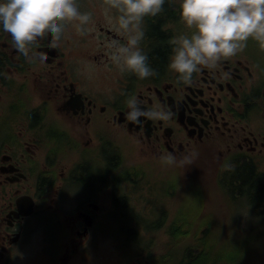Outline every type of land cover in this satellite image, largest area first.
Here are the masks:
<instances>
[{
    "label": "flooded vegetation",
    "instance_id": "1",
    "mask_svg": "<svg viewBox=\"0 0 264 264\" xmlns=\"http://www.w3.org/2000/svg\"><path fill=\"white\" fill-rule=\"evenodd\" d=\"M77 3L92 21L83 33L66 26L55 48L47 38L37 41L43 66L18 60L0 30V264H33L35 234L41 264H80L98 240L115 239L107 232L112 223L139 236L174 231V190L146 183L148 168L174 171L160 159L168 153L194 151L192 164L217 163L231 207L241 203L264 218V186L255 193L235 177L248 168L249 178L264 181V53L248 41L215 69L194 73L191 84L178 83L167 67L171 38L191 29L180 19V0H165L162 12L142 24L140 47L157 74L140 79L111 60L110 42L126 35L116 31L108 0ZM102 15L109 23L97 20ZM159 50L166 53L160 62ZM133 94L143 106H163L170 118L129 121ZM145 208L157 211L156 221L146 220ZM132 264L152 260L140 253Z\"/></svg>",
    "mask_w": 264,
    "mask_h": 264
},
{
    "label": "clouds",
    "instance_id": "2",
    "mask_svg": "<svg viewBox=\"0 0 264 264\" xmlns=\"http://www.w3.org/2000/svg\"><path fill=\"white\" fill-rule=\"evenodd\" d=\"M164 4L165 0H108V7L115 9L111 18L116 31L126 35L125 41L110 42L111 60L122 72L140 79L157 74L140 44L145 37L142 24L160 14ZM179 8L181 21L191 32L171 38L167 67L178 83L191 84L194 73L205 67L215 69L222 60L241 52L250 39L264 49V0H180ZM92 19L93 14L81 11L77 0H0V30L14 42L16 58L29 67L46 63L37 41L47 38L46 46L55 48L66 25L76 22L83 33ZM143 103L135 94L127 98L129 121L170 118L163 106ZM196 155L193 151L178 158L168 153L160 159L168 165H191Z\"/></svg>",
    "mask_w": 264,
    "mask_h": 264
},
{
    "label": "rangeland",
    "instance_id": "3",
    "mask_svg": "<svg viewBox=\"0 0 264 264\" xmlns=\"http://www.w3.org/2000/svg\"><path fill=\"white\" fill-rule=\"evenodd\" d=\"M97 20L109 23L104 15L99 16ZM75 23L72 22L66 26L72 31H78ZM249 41L259 53H264V49L260 48L257 42L251 39ZM100 79L104 81L101 77ZM120 157V161L127 166L129 161L124 160L122 155ZM127 157L130 160L129 154H127ZM149 169L151 170L146 180L148 188L150 185L156 184L164 187L165 192L168 189L174 190V201L170 202V208L174 210L172 223L174 222V216L181 220H193L194 218V221L191 225L183 222L182 227L184 230L178 231L179 234L176 233L178 237L176 240L166 237L164 232H143V238L137 241V246L142 245L146 235V240L157 242L156 252L159 250L160 256L167 257L166 261L169 260L168 254L174 252V264H180V256H183L184 248L191 247L195 252L199 251L196 247L206 249L207 246L209 255H205L209 256L210 262H197V264H264V225H255L264 224V218L258 219L245 207H240L241 203L236 205L238 208L235 205L231 207V203L235 202L225 191L222 183L225 180L223 176L221 177L217 163H210L209 166L196 162L191 165H176L174 171L160 167L148 168L147 170ZM162 182L167 183L161 184ZM227 199L230 203L226 201ZM179 211L180 214H178ZM152 213L153 211L144 209L147 221H156L154 217L157 211L155 210L154 214ZM168 214L171 215V212ZM187 214H189L188 217ZM256 219L261 221H255ZM250 224L253 228L249 226ZM107 232L116 236L115 239H113L114 237L112 239L107 238L105 241L101 240V242L98 240L94 245L95 251L93 250L91 254L85 253L86 260H84L85 262L81 261L80 264H128V261L132 263L138 251L137 247L121 245V239L125 244L126 237L115 223H112ZM100 236L101 234L98 235V238ZM40 239V235L35 234L34 250L30 255L31 250L28 254V251L24 253L26 257L29 255V259L34 257L33 264H41L43 261L37 247V242ZM131 241H133L132 238H129L126 244ZM168 241H171V245L166 246L165 243ZM159 242L161 243L159 244ZM147 254H150V257L154 258L156 262L157 256H154L153 250L148 251ZM88 257L90 258L88 259ZM36 260H38V263ZM26 262L25 264L29 263L28 260Z\"/></svg>",
    "mask_w": 264,
    "mask_h": 264
},
{
    "label": "trees",
    "instance_id": "4",
    "mask_svg": "<svg viewBox=\"0 0 264 264\" xmlns=\"http://www.w3.org/2000/svg\"><path fill=\"white\" fill-rule=\"evenodd\" d=\"M163 15H166V13H163ZM159 27L156 28V30H158ZM160 33V32H159ZM160 35H162V33H160ZM165 50H159L156 52L155 56H156V60L158 62L160 61H163L165 59ZM252 169H242L240 171H238L236 173V176L237 177V180L241 183H245L246 181H248V183L244 184L243 186H246L248 184V186H252V191L255 192V193H258V192H262L263 190V186H264V181H257V180H253L251 178H249L250 176H252ZM262 195H264V192L261 193ZM182 222H185L182 221ZM182 222H178V223H175L174 224V240L178 239V237L176 236L179 232L178 231H181L182 230V226H181V223ZM130 233H134V232H130ZM135 234V233H134ZM199 249V251H193L191 247H187V248H184L185 251L183 253V256H180L181 258V261L179 262L180 264H197V262H210L209 260V248L208 246L205 248H201V247H196ZM195 248V249H196ZM188 251V252H187ZM205 254H208L207 256Z\"/></svg>",
    "mask_w": 264,
    "mask_h": 264
},
{
    "label": "bare ground",
    "instance_id": "5",
    "mask_svg": "<svg viewBox=\"0 0 264 264\" xmlns=\"http://www.w3.org/2000/svg\"><path fill=\"white\" fill-rule=\"evenodd\" d=\"M168 52H170V51H168ZM17 97V96H16ZM19 98H21L20 96H19ZM18 99V98H17ZM16 100V99H15ZM29 101V100H28ZM31 106V105H30ZM34 112V111H33ZM23 113V112H22ZM31 113V112H30ZM46 116V115H45ZM21 121V120H20ZM43 121H44V119H43ZM46 125V124H45ZM48 126V125H47ZM46 126V127H47ZM33 128V127H32ZM33 130H35V128L33 129ZM45 131V130H44ZM38 134H40V132L38 133ZM44 135V134H43ZM40 136V135H39ZM45 137V136H44ZM47 137V136H46ZM85 164V163H84ZM121 170V169H120ZM78 172H80V171H78ZM257 177V176H256ZM54 179V178H53ZM89 181V180H88ZM103 185V184H102ZM106 186V185H105ZM135 188V187H134ZM249 189V188H248ZM121 205V204H120ZM262 207V206H261ZM165 226V225H164ZM168 227H170V226H168ZM167 229V228H166ZM165 229V230H166ZM134 234V233H133ZM136 234V233H135ZM157 243V242H156ZM188 252V251H187ZM184 253V252H183Z\"/></svg>",
    "mask_w": 264,
    "mask_h": 264
}]
</instances>
